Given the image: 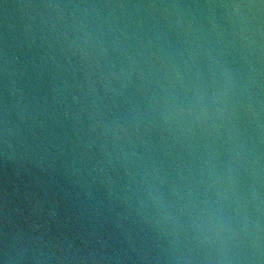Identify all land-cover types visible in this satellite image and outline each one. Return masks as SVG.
Returning <instances> with one entry per match:
<instances>
[{
  "label": "water",
  "instance_id": "obj_1",
  "mask_svg": "<svg viewBox=\"0 0 264 264\" xmlns=\"http://www.w3.org/2000/svg\"><path fill=\"white\" fill-rule=\"evenodd\" d=\"M0 264H264V0H0Z\"/></svg>",
  "mask_w": 264,
  "mask_h": 264
}]
</instances>
